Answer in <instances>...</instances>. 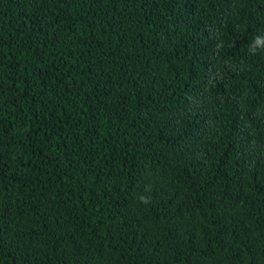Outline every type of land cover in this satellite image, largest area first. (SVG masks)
<instances>
[{
  "label": "trees",
  "instance_id": "obj_1",
  "mask_svg": "<svg viewBox=\"0 0 264 264\" xmlns=\"http://www.w3.org/2000/svg\"><path fill=\"white\" fill-rule=\"evenodd\" d=\"M0 264H264V0H0Z\"/></svg>",
  "mask_w": 264,
  "mask_h": 264
}]
</instances>
